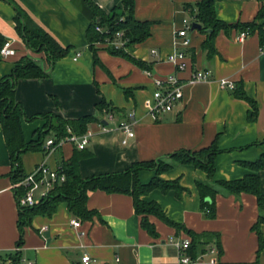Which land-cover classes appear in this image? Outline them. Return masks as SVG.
Listing matches in <instances>:
<instances>
[{"label":"crops","instance_id":"0c3cea01","mask_svg":"<svg viewBox=\"0 0 264 264\" xmlns=\"http://www.w3.org/2000/svg\"><path fill=\"white\" fill-rule=\"evenodd\" d=\"M33 19L48 29L56 40L70 45L68 52L50 63L43 51L24 44L15 28V9L7 0H0V34L11 40L14 51L0 57V77L11 72L23 56L40 59L45 74L18 77L14 86V100L22 107V133L26 140L35 138L36 130L44 125L42 114L55 113L66 118L82 114H96L97 119L87 126L93 135L83 147L64 140L54 149L24 150L20 154L25 172L44 160L47 165L60 166L63 160L74 157L81 177L123 171L135 161L155 159L181 148H200L212 140L220 148L214 157L215 170L209 178L203 169L192 163H176L156 173L140 168L137 178L148 181L153 176L162 179L178 177L184 188L177 195L171 188L162 191L152 188L142 194L146 200H157L165 215L196 232L214 234L205 243L203 257L197 264H264V221L258 225L262 247L256 252L257 235L250 227L258 212L251 192L224 193L214 196V214L206 215L200 206L196 181L214 182L219 178H238L248 168L240 161L253 160L264 149V45H260L256 31L237 39L239 31L231 27L214 34L215 53L202 49L205 32L199 27L187 29L191 38L185 47L188 65L174 69L164 57L174 49V32L187 18L182 2L197 0H134V16L150 20V33L136 42L130 51L135 57L150 62L153 73L164 76L175 72L181 81L192 69L207 68L208 79L193 84L183 83L181 101L156 118L145 112L144 98L153 88L151 77L137 64L124 56L109 53L99 47L94 62L88 48L85 31L88 18L78 7V0H16ZM264 0H216V15L224 21L253 19ZM108 9L120 0H95ZM258 17L256 22L263 21ZM151 48H156L155 54ZM75 51L79 55L74 56ZM230 78L241 85L243 92L254 100L255 115L247 118V100L234 94L232 88L221 86L217 78ZM102 110L116 109V118H137L134 135L127 136L116 129H106L112 121L103 122ZM25 116L31 117L30 119ZM9 153L0 124V253L11 250L19 236L17 202L10 177ZM259 189L264 193V168L257 170ZM86 205L96 210L89 218H79L60 200L50 212L38 211L22 226L20 253L31 264H176L174 238L189 237L182 227L169 224L160 217L148 214L156 234L140 224L129 193L107 192L101 188L88 190ZM264 212V209H263ZM79 219L78 225L70 218ZM43 226V227H42ZM219 241L217 261L208 260L209 245ZM87 253L88 262L81 260Z\"/></svg>","mask_w":264,"mask_h":264},{"label":"trees","instance_id":"16d2710c","mask_svg":"<svg viewBox=\"0 0 264 264\" xmlns=\"http://www.w3.org/2000/svg\"><path fill=\"white\" fill-rule=\"evenodd\" d=\"M7 1L14 6L16 13L14 26L24 44L33 50L43 51L46 60L50 63H53L60 56L68 52L70 45L58 42L51 32L37 23L29 13H26L16 0ZM215 2L216 0H197L194 4L187 1L182 2V7L185 9L188 21L190 23L192 21L201 23L199 29L206 34L201 47L208 55L215 53L213 36L219 29L227 31V29L235 27L238 30L244 28L247 32L255 30L260 45H264V20L256 22L258 17H264V1L260 4L253 19L231 22H226L216 15ZM78 7L88 18L85 37L88 48L92 52L94 62L98 61L97 48L102 47L111 54L124 56L141 68H150V62L140 57H135L130 52L136 42L143 40L150 33V20L139 19L134 16V0H120L119 4H114L108 9L100 8L95 0H78ZM207 28H210V31H207ZM120 30L122 31L120 37L125 40L123 45L116 47L113 44L106 43V38H115V32ZM3 40L0 34V44ZM20 59V62L14 64L9 74L0 77V124L7 152L9 153L11 182L18 181L26 173L20 161L22 151L32 149L44 150L43 145L47 136L61 137L68 133L67 126L74 133L83 132L92 120L97 119L94 113L82 114L76 118H66L47 112L46 114H42L46 118V122L36 130L37 136L26 140L21 126L23 110L20 103L14 100L15 81L18 77L23 76H41L45 74V71L40 63V59L31 56H23ZM232 91L236 96L247 100L249 104V108L246 110L247 118L251 119L255 115L254 100L243 92L241 85L235 84ZM102 104L103 102L101 101L99 110H102ZM107 109L117 111L112 107H107L102 111ZM25 118L30 119L31 117L25 116ZM219 150L220 148L212 140L208 145H203L200 148L176 149L168 155L156 157L155 159L135 161L123 171L94 174L89 177H81L74 157L63 160L59 167L65 172L64 180L55 182L49 188L47 195L34 203V205L17 206L19 236L15 243L19 246L22 244V226L30 221L34 213L38 211L50 212L60 200L66 201L68 210L75 216L89 218L96 210L87 207V192L88 190L101 188L107 192L129 193L132 197V205L135 212L141 215L140 224L151 234L155 235L156 230L154 223L149 220L148 214L158 216L171 225L174 224L177 227L184 228L190 237L187 251L192 255L200 254L205 249V243L211 237H214L215 233L210 231L196 232L189 227L187 228L182 223L169 219L157 200H146L142 197V194L156 187L162 191L173 188L174 192L180 195L184 187L180 185L178 177L162 179L155 175L150 180L144 182L137 178V173L140 168H150L159 173L170 168L173 164L189 162L203 169L206 175L212 178L215 170L214 157ZM240 163L248 168L241 177L232 179L219 178L214 182L196 181L195 184L199 192L200 206H202L204 213L209 216L214 214V196L217 191H223L224 193L248 191L254 194L258 212L256 220L250 224V227L254 229L257 235V246L255 249L257 252L262 247V236L260 235L258 225L264 221V193L259 189L257 170L264 168V149L255 159L240 161ZM22 188V184L13 188L14 195ZM214 245L218 251L221 249L219 241H214ZM20 256V250L7 252L6 256L2 258L1 264H23Z\"/></svg>","mask_w":264,"mask_h":264},{"label":"built area","instance_id":"2783aa9c","mask_svg":"<svg viewBox=\"0 0 264 264\" xmlns=\"http://www.w3.org/2000/svg\"><path fill=\"white\" fill-rule=\"evenodd\" d=\"M184 25L176 29L174 32V49L167 52L164 59L170 61L174 69L183 70L188 65L187 53H185L184 48L189 46L191 43V38L187 34V29L191 25L188 19L183 18ZM121 30L116 31V37L113 39L106 38V43L113 44L116 47L123 45L125 40L120 37ZM248 33L246 29L242 28L236 34L237 39H242V37ZM120 37V38H119ZM14 47H12L11 40L6 38L0 44V57H5L12 54ZM151 53L155 54L157 52L156 48H151ZM79 51H75L74 56L79 55ZM151 77V83L153 85L151 94L149 97L144 98L145 112L147 115L151 116L153 119L157 117V114L161 111H167L173 108L182 99L183 94V83L193 84L198 82V80L208 79L210 77V70L207 68H195L192 69L189 76L181 81L175 72H169L164 76L157 75L149 69H143ZM217 82L227 88H233L235 83L229 78L219 77ZM131 116L128 118H116L115 111L107 109L103 112L102 118L104 120L112 121V124L108 127H103L106 129H116L125 133L124 138L121 142L126 141L127 136H133L134 130L133 125L137 118L133 116V111H131ZM67 131L65 135L55 138L52 135L47 136L44 141L45 147L49 149H54L59 146L64 140L73 142L76 147H83L86 142L93 135L92 130L86 129L80 133H74L71 131L70 127L67 126ZM65 177V172L60 169L59 166L53 167L47 165L44 160L37 162L31 171L25 173V175L18 181L12 182V189L18 187L19 184L23 185V188L16 193L17 206L24 205H34L42 197L46 196L49 188L54 185L55 182L63 181ZM70 224L78 225L79 219L75 216L70 218ZM43 227V226H42ZM190 242V237L174 238L172 243L176 246V264H197L201 261L203 253L192 255L187 251L188 244ZM20 250L19 245H15L11 250L5 251V253H0V264L2 263V258L6 256L7 252ZM209 253L208 260L210 262L217 261V250L215 245H209L206 249ZM21 262L23 264H31L22 255L20 256ZM90 256L87 253L81 255V260L88 262Z\"/></svg>","mask_w":264,"mask_h":264},{"label":"water","instance_id":"95a60500","mask_svg":"<svg viewBox=\"0 0 264 264\" xmlns=\"http://www.w3.org/2000/svg\"><path fill=\"white\" fill-rule=\"evenodd\" d=\"M200 26H201V23L200 22L192 21V23H191V29H194V28H197V27H200ZM206 30L207 31H210V28H207ZM103 122H105V120H103Z\"/></svg>","mask_w":264,"mask_h":264}]
</instances>
